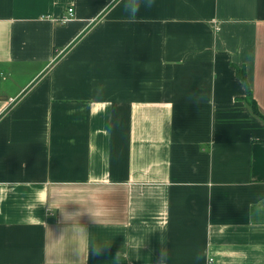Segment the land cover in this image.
<instances>
[{
  "label": "crops",
  "instance_id": "obj_1",
  "mask_svg": "<svg viewBox=\"0 0 264 264\" xmlns=\"http://www.w3.org/2000/svg\"><path fill=\"white\" fill-rule=\"evenodd\" d=\"M252 101L264 0H0V264H264Z\"/></svg>",
  "mask_w": 264,
  "mask_h": 264
},
{
  "label": "built area",
  "instance_id": "obj_2",
  "mask_svg": "<svg viewBox=\"0 0 264 264\" xmlns=\"http://www.w3.org/2000/svg\"><path fill=\"white\" fill-rule=\"evenodd\" d=\"M74 15H75L74 14V8L70 7L69 10H68V16L63 17L61 19V22L62 23H67V22L71 21L74 18Z\"/></svg>",
  "mask_w": 264,
  "mask_h": 264
},
{
  "label": "trees",
  "instance_id": "obj_3",
  "mask_svg": "<svg viewBox=\"0 0 264 264\" xmlns=\"http://www.w3.org/2000/svg\"><path fill=\"white\" fill-rule=\"evenodd\" d=\"M251 106H252V109L254 110L255 114H257L260 118L264 119L263 115L261 114L259 108H258V105H257V102L256 101H252L251 102Z\"/></svg>",
  "mask_w": 264,
  "mask_h": 264
},
{
  "label": "rangeland",
  "instance_id": "obj_4",
  "mask_svg": "<svg viewBox=\"0 0 264 264\" xmlns=\"http://www.w3.org/2000/svg\"><path fill=\"white\" fill-rule=\"evenodd\" d=\"M4 76H5V75H4ZM4 76H3V77H4ZM3 77H2V78H3ZM27 78H28V73L25 74V75H23V76H21V77H19V78H18V81H19V83H20V82H22V80L26 81Z\"/></svg>",
  "mask_w": 264,
  "mask_h": 264
}]
</instances>
